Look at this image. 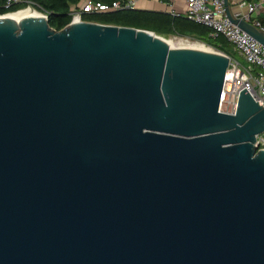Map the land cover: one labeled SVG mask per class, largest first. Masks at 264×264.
<instances>
[{"label": "water", "instance_id": "water-1", "mask_svg": "<svg viewBox=\"0 0 264 264\" xmlns=\"http://www.w3.org/2000/svg\"><path fill=\"white\" fill-rule=\"evenodd\" d=\"M43 15L0 21V264H264V107L218 110L228 58Z\"/></svg>", "mask_w": 264, "mask_h": 264}, {"label": "built area", "instance_id": "built-area-1", "mask_svg": "<svg viewBox=\"0 0 264 264\" xmlns=\"http://www.w3.org/2000/svg\"><path fill=\"white\" fill-rule=\"evenodd\" d=\"M138 1L140 0H116L110 4H103L92 0H82L78 7L71 9L70 22L82 21L81 17L84 13L135 8ZM23 2L28 3L29 1L6 0V6ZM184 3V10L173 14H182L190 20L207 26L211 29V36L222 35L243 61L218 50L228 58L218 110L234 113L238 94L243 89L248 91L257 104L264 107V46L230 21L223 0H184ZM261 8V1L248 3V13L244 16L236 15V17L249 21L250 15L255 14ZM253 25L264 32V24L260 21L255 20ZM255 144L264 145L263 133L256 136ZM261 148L264 149V147Z\"/></svg>", "mask_w": 264, "mask_h": 264}, {"label": "trees", "instance_id": "trees-1", "mask_svg": "<svg viewBox=\"0 0 264 264\" xmlns=\"http://www.w3.org/2000/svg\"><path fill=\"white\" fill-rule=\"evenodd\" d=\"M28 3H15L6 6V0H0V15L9 14L28 5L47 16V24L55 31L61 30L71 21V9L78 7L82 0H28ZM110 4L116 0H92ZM15 13V12H13ZM82 21L97 22L108 25L134 27L153 31L164 38L176 36L200 41L216 50L229 55L233 53L230 43L222 35L211 36L207 26L188 19L182 14L162 11L126 8L99 13H84ZM235 55V54H234ZM232 56V55H231ZM264 134V132H263ZM264 147L258 145L257 149Z\"/></svg>", "mask_w": 264, "mask_h": 264}, {"label": "crops", "instance_id": "crops-1", "mask_svg": "<svg viewBox=\"0 0 264 264\" xmlns=\"http://www.w3.org/2000/svg\"><path fill=\"white\" fill-rule=\"evenodd\" d=\"M258 1L262 2V8L256 11L255 14H251L248 22L253 25V22L258 20L264 24V0H227V7L233 17H236V15L244 16L248 13L247 4ZM184 7V0H140L135 6L137 9L162 11L172 14L184 10Z\"/></svg>", "mask_w": 264, "mask_h": 264}, {"label": "bare ground", "instance_id": "bare-ground-1", "mask_svg": "<svg viewBox=\"0 0 264 264\" xmlns=\"http://www.w3.org/2000/svg\"><path fill=\"white\" fill-rule=\"evenodd\" d=\"M30 7V6H27ZM21 10V9H20ZM15 11V13L11 12L10 14H3L0 15V21L9 20L13 21L16 24H19L21 20L27 19V18H41L45 20V17L43 14L39 13L33 8H27L22 11ZM165 42L167 43L169 48H178V47H188L190 49L195 50H201L206 52H213L210 48L206 47L204 44L198 42V41H192L187 40L183 38H178L174 36H170L167 38H164Z\"/></svg>", "mask_w": 264, "mask_h": 264}, {"label": "rangeland", "instance_id": "rangeland-1", "mask_svg": "<svg viewBox=\"0 0 264 264\" xmlns=\"http://www.w3.org/2000/svg\"><path fill=\"white\" fill-rule=\"evenodd\" d=\"M28 6H30V5H28ZM27 8H32V6H30V7H26V8H24V9H27ZM24 9H22V10H24ZM22 10H20V11H22ZM175 37H176V36H175ZM178 38H181V37H178ZM183 39L192 40V41H197V40H193V39H191V38H183ZM198 42H200V41H198ZM200 43H202V42H200ZM204 45H205V44H204ZM205 46L208 47V48H210L212 51H216V52H218V50H216V49H214V48H212V47H210V46H207V45H205ZM234 54H235V55H234ZM231 55H232V57H236L237 59H240L241 62H243L242 59H241L240 57L237 56V54H236L235 51H233V53H232Z\"/></svg>", "mask_w": 264, "mask_h": 264}]
</instances>
